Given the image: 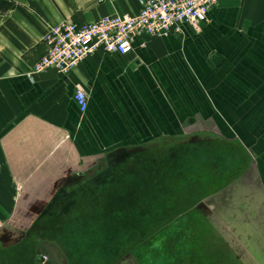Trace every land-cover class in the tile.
Here are the masks:
<instances>
[{"label":"crops","instance_id":"obj_1","mask_svg":"<svg viewBox=\"0 0 264 264\" xmlns=\"http://www.w3.org/2000/svg\"><path fill=\"white\" fill-rule=\"evenodd\" d=\"M141 7L142 0H0V251L16 243L24 213H37L76 169L143 154L165 164L183 145L196 146L200 170L214 171L196 182L212 186V212L226 211L227 233L244 239L243 256L220 259L215 250L211 264H264V0H217L200 31L184 23L179 32L137 36L126 54L97 51L68 73H33L52 26ZM78 88L87 92L83 111ZM228 243L235 251L237 242ZM44 252L49 264H63L53 244ZM7 255L0 264H20Z\"/></svg>","mask_w":264,"mask_h":264},{"label":"flooded vegetation","instance_id":"obj_2","mask_svg":"<svg viewBox=\"0 0 264 264\" xmlns=\"http://www.w3.org/2000/svg\"><path fill=\"white\" fill-rule=\"evenodd\" d=\"M195 147L174 145L165 164L152 163L150 155L143 154L108 156L106 160H99L76 169L73 180L70 182L63 180L57 193L50 201L41 205L37 213L34 215L24 213L26 216L20 225V233L13 235L16 243L7 251H0V257L7 259V254L11 253L12 261H19L20 264L28 261L29 258H33L35 264H49L52 258L44 250L45 245L53 244L55 253L63 264H97L98 262L138 264L137 259L130 252L123 254L125 241L129 238L130 241L126 244L134 245L139 240L137 237L139 227L144 228L145 224L150 223L149 213L159 212L153 208L152 211L146 210L147 214L145 213L144 216V213H136L135 208H138L135 201L138 197L136 179H139L137 170L143 168L148 173H154V170L158 172L163 170L164 166L167 170L165 174L168 176L171 168H184L181 164L189 161L190 158L185 159L187 155L198 156V150ZM176 162L180 165L178 166ZM189 164L191 167L192 163ZM144 182L147 189L152 186L155 189L161 184L156 183L152 178H145ZM192 185L202 186L194 182ZM129 195L132 197H128ZM179 195L178 187L175 201H182ZM201 200L198 204L200 210L210 213L203 203H200L205 199ZM150 203L152 207V200ZM124 207H129L131 212L120 213ZM171 207L165 204L163 208H159V211L160 213H181V211L169 210ZM140 214L142 218L147 215L146 222L143 221L145 224H138L141 219L138 218ZM29 216L32 217L29 218ZM148 228L151 230L153 225L151 227L148 225ZM99 233L104 235L99 237ZM110 233H113L115 238Z\"/></svg>","mask_w":264,"mask_h":264},{"label":"rangeland","instance_id":"obj_3","mask_svg":"<svg viewBox=\"0 0 264 264\" xmlns=\"http://www.w3.org/2000/svg\"><path fill=\"white\" fill-rule=\"evenodd\" d=\"M187 156L185 159L190 158L189 161L185 162V165L181 164L184 168L178 167L177 169L172 166L173 168H171V173L168 172V176L167 174L163 175L164 171L162 169L159 172L154 170V181L161 183L155 189L153 186L147 189V186L144 185V179L152 178V173H148L143 168L137 170L139 179H136V183L138 182V197L135 199L138 205V208H135L136 213H144V216L145 213L147 214L146 210L151 209L152 211L153 208L159 212L149 213L150 223L152 224H147L150 227L153 225V228H150L151 230H149L147 224L143 223V221L146 222L147 215L142 218L140 214L138 218L141 219L138 224L145 225L144 228L140 229L139 227V236H137L139 240L134 245L132 243L126 244V242L130 241L129 238L125 241L123 254L130 252L137 259L138 264H211L213 257L216 256L215 250L219 252L217 257H220V259L229 257L228 254H232L231 256L234 257V252L239 254L240 257L243 256L242 245L240 244L244 240L243 236L240 235V239H233V236L227 233L228 229L226 227L231 221L227 216L228 213H225L226 211L213 213L211 204L207 203V199H211L212 202L216 196L213 195V192L211 193L212 186L204 185L199 187L192 185V182L196 184L197 181H201L200 176L202 173L206 180L212 178L210 175L214 171L212 169L200 170L199 164H197L198 156L195 154ZM210 156L207 155L206 158L204 156V161H211ZM190 162L192 163L191 167ZM177 165L179 166L180 163ZM178 187L180 188L179 197L183 202L180 200L175 201ZM129 193L131 194V192ZM128 197H132V195ZM150 199L152 200V207ZM201 199L206 200L200 203H203L205 209L210 213H206V210L204 212L200 210L198 204ZM242 201L243 199H241ZM165 204L172 206L169 210H176L174 212L181 211V213H160L159 208H163ZM130 212L131 209L129 207H124L120 213ZM236 221L243 224L242 218H236ZM222 227H224L225 233L221 232ZM106 234L108 235V233ZM110 234L115 238L113 233ZM103 235V233H99V237ZM96 236L98 237V235ZM129 236L131 237V234ZM229 237L233 240H229ZM234 240L237 242L235 251L228 243ZM112 243L115 245L113 241ZM222 246H224V250ZM217 248L221 249L218 251Z\"/></svg>","mask_w":264,"mask_h":264},{"label":"built area","instance_id":"obj_4","mask_svg":"<svg viewBox=\"0 0 264 264\" xmlns=\"http://www.w3.org/2000/svg\"><path fill=\"white\" fill-rule=\"evenodd\" d=\"M216 3L217 0H142L137 14L104 15L83 25L65 20L45 35L48 49L33 73L49 68L68 73L97 51L126 54L134 49L137 36L179 32L184 23L200 31ZM87 99V92L78 88L75 100L82 111L87 108Z\"/></svg>","mask_w":264,"mask_h":264},{"label":"water","instance_id":"obj_5","mask_svg":"<svg viewBox=\"0 0 264 264\" xmlns=\"http://www.w3.org/2000/svg\"><path fill=\"white\" fill-rule=\"evenodd\" d=\"M39 264H42V263H39Z\"/></svg>","mask_w":264,"mask_h":264}]
</instances>
